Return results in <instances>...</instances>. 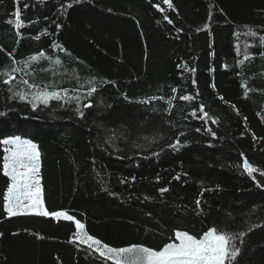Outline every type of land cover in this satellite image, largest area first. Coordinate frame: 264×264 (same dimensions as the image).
Listing matches in <instances>:
<instances>
[{
    "label": "trees",
    "instance_id": "obj_1",
    "mask_svg": "<svg viewBox=\"0 0 264 264\" xmlns=\"http://www.w3.org/2000/svg\"><path fill=\"white\" fill-rule=\"evenodd\" d=\"M68 3L0 0V139L38 145L45 207L67 211L113 247L159 248L177 230L197 238L213 227L243 231L233 241L239 264H264V227H255L264 225V187L256 186L264 177L243 172L244 160L264 171V0H170L172 8L164 0H81L65 10ZM246 45L250 59L238 64ZM90 87L97 91L88 97ZM40 90L69 101L33 111L13 98ZM201 106L218 122L197 118ZM3 155L0 145V264H112L70 242V221L6 218ZM160 187L170 190L162 196Z\"/></svg>",
    "mask_w": 264,
    "mask_h": 264
},
{
    "label": "snow or ice",
    "instance_id": "obj_2",
    "mask_svg": "<svg viewBox=\"0 0 264 264\" xmlns=\"http://www.w3.org/2000/svg\"><path fill=\"white\" fill-rule=\"evenodd\" d=\"M81 0H73V3H80ZM73 3H68L65 6L71 8ZM164 3L172 8L170 0H164ZM27 7V5H25ZM15 22L14 28L16 35L20 36V29L23 26L21 21V12L15 11ZM167 19V17H165ZM171 22V21H169ZM11 24L12 21H9ZM57 29L60 25H56ZM207 27V25H205ZM252 37H256V33L251 30L246 33ZM39 39V37H36ZM260 47L264 49V35L259 36ZM55 47L59 48L60 45L56 44ZM252 47V45H246L243 52V61H237L238 64H243L244 61L250 59L249 52L247 49ZM65 51L64 49H61ZM12 53H9L11 56ZM44 52L39 53V58L44 57ZM261 57H264V51L260 52ZM31 61H36L37 56H31L29 58ZM59 63V61H56ZM187 70V69H186ZM13 72L16 71L15 68L12 69ZM195 72L196 69H191ZM14 79V77H13ZM5 84L9 83V80H4ZM27 84V81H24ZM92 84V81H89ZM105 83H112L111 81H105ZM196 81L193 80V85ZM213 88L215 85H211ZM244 85H242L243 87ZM34 87V85L32 86ZM97 89L95 87H90L87 96L91 97ZM173 93L176 89H172ZM248 89L245 88V96H247ZM18 97L20 101H26L31 104L33 111L36 110L37 103L48 105L49 101L63 100L65 103L69 101L67 94L63 96L59 92H49V91H36L31 94V99H28V94L17 92L14 94L13 98ZM173 96L168 100L169 106H171V100L175 99ZM223 99V97H220ZM78 101L79 97H75ZM150 99H163L162 97H152ZM150 99L142 100L141 103H149ZM182 101H191L194 99L191 95H181L179 97ZM91 104H85L84 107H91ZM171 107H169V111ZM5 113L0 112V116H4ZM81 118H83V112H79ZM194 117L197 116L195 112L192 113ZM202 119L207 123L211 120L213 124L218 121L211 117L204 107H200V115L197 117ZM201 129L196 128L199 132ZM206 131L211 132L210 129ZM213 138H215V133H211ZM181 136L184 133L180 134ZM0 145H3V164H2V174L7 177L9 183L7 184L6 190L3 192V212L6 213V218L13 217H23V216H35L51 218L57 222L70 221L75 225L74 240L70 242H76L81 245H85L90 253H98L99 257H102L105 261H111L112 264H239L238 256L241 254V250L237 247L233 241L239 239L243 241L245 233L243 231L236 233L235 236L229 235L226 232L213 227L203 233V235L197 238L195 234H189L187 231L177 230L174 232V240L172 242H167L163 244L162 247L152 248L142 244H131L126 247H113L107 243L102 242L98 238H94L84 231L85 225L77 220L73 215H70L67 211H49L45 207L44 200L42 198V187L40 180V168H41V152L36 143L31 139H24L20 135H12L7 138L0 139ZM181 146V141L179 138L175 143L169 145L174 151L178 150ZM154 155H159V153H154ZM243 172L249 177H253L254 173L259 172V175L264 177V171L259 170L257 167L253 166L247 160L243 161ZM183 175H187L184 173ZM254 178V177H253ZM134 181L135 177H131ZM173 180H180L181 174L177 173L172 177ZM255 179V178H254ZM160 177L157 176V182H159ZM124 179L121 183H125ZM256 186L264 187V181H257ZM168 187H160L158 189L159 193L163 194L169 192ZM208 189H205L207 191ZM110 195H116L115 193H110ZM203 195V192H201ZM149 199L147 196L145 200ZM201 200L196 199L195 205L199 209L201 206ZM255 227H264V225L257 224ZM251 230V228L249 229ZM41 238V237H38Z\"/></svg>",
    "mask_w": 264,
    "mask_h": 264
},
{
    "label": "rangeland",
    "instance_id": "obj_3",
    "mask_svg": "<svg viewBox=\"0 0 264 264\" xmlns=\"http://www.w3.org/2000/svg\"><path fill=\"white\" fill-rule=\"evenodd\" d=\"M4 147V146H3ZM43 198V197H42ZM84 231H85V229H84Z\"/></svg>",
    "mask_w": 264,
    "mask_h": 264
}]
</instances>
